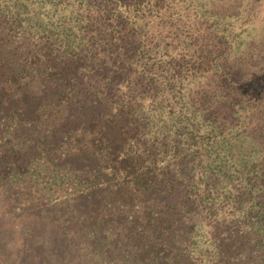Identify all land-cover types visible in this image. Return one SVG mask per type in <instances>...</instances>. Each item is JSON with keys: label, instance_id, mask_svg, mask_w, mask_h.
Returning a JSON list of instances; mask_svg holds the SVG:
<instances>
[{"label": "trees", "instance_id": "1", "mask_svg": "<svg viewBox=\"0 0 264 264\" xmlns=\"http://www.w3.org/2000/svg\"><path fill=\"white\" fill-rule=\"evenodd\" d=\"M0 264H264V0H0Z\"/></svg>", "mask_w": 264, "mask_h": 264}]
</instances>
